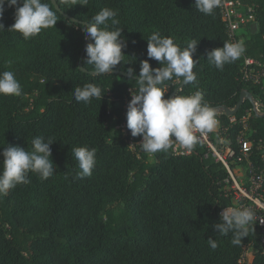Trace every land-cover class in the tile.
Instances as JSON below:
<instances>
[{"label":"trees","instance_id":"obj_1","mask_svg":"<svg viewBox=\"0 0 264 264\" xmlns=\"http://www.w3.org/2000/svg\"><path fill=\"white\" fill-rule=\"evenodd\" d=\"M54 1L70 18L52 0H44L57 10L58 20L28 40L7 30L14 22L13 7L6 3L0 18L5 26L0 31V72H13L22 86L20 96L0 95V150L11 144L30 151L36 136L54 140V174L41 180L30 172V183L0 197V264H243L244 249L251 251V264H264L255 225L240 245L231 243V232L224 236L214 230L220 209L230 200L222 189L225 170L204 157L202 145L187 155L171 149L150 155L140 145L129 148L117 128L126 121L125 95L137 90L134 78L119 72L126 74L131 67L138 74L145 59L153 68L161 66L147 56L146 39L153 32L172 38L182 49L198 41L193 54L198 85L165 81L166 98L200 90L210 106L234 107L240 91L247 89L264 114V85L242 80V57L223 70L207 60L209 51L230 42L219 7L205 15L194 0ZM248 2L255 6L256 20L240 32L243 55L264 64V0ZM103 8L118 12L120 24L109 22V30L121 27L127 45L124 62L111 75H96L86 63L87 38L81 28ZM80 59L85 71L78 66ZM87 83L105 91L100 101H75L72 90ZM251 106L245 99L233 115L240 118ZM217 118L222 127L228 123L224 113ZM249 123L257 150L256 142L264 141V115L254 114ZM238 129L229 131L232 139ZM81 146L96 149L92 175L82 179L72 154ZM209 238L217 242L215 250Z\"/></svg>","mask_w":264,"mask_h":264},{"label":"clouds","instance_id":"obj_2","mask_svg":"<svg viewBox=\"0 0 264 264\" xmlns=\"http://www.w3.org/2000/svg\"><path fill=\"white\" fill-rule=\"evenodd\" d=\"M13 7L14 22L7 30L18 32L25 40L38 35L43 29L52 28L57 22V10H53L44 0H0V18L3 16L5 4ZM52 3V2H51ZM64 3L87 5L88 0H64ZM221 0H194L198 11L205 15L213 14L220 6ZM118 12L110 8L101 9L91 23L81 25L85 37L91 42L85 46L86 63L91 65L96 75L110 74L121 62H124L122 49L126 41L121 27L109 30L110 25L120 24ZM5 26L0 22V31ZM147 40V56L161 65L150 66L147 59L140 61L138 74L127 68V78L136 82L137 90L131 94L126 109V127L133 137L140 136V146L147 154L167 152L173 145H178L185 152L191 153L200 143L201 137L215 131L220 124L216 109L204 99L200 90L191 95H173L165 97L167 88L165 81L174 78L182 84L198 85L193 68L198 60H193L197 49L196 40H191L185 48H181L172 38L153 32ZM242 41L225 42L222 47L213 48L207 53L208 62L218 70L226 64L237 61L245 53ZM45 83V81L43 82ZM76 102L88 104L93 98L101 100L105 91L92 83L73 90ZM22 86L11 71L0 72V95L20 96ZM54 140L43 136L32 139V149L7 144L0 150V197L6 196L10 189L18 184L31 181L28 174H37L41 180H47L54 174V163L51 159L50 145ZM72 154L78 162L79 178L90 177L96 164V149L86 146L75 147ZM67 178V177H66ZM219 221L213 225L221 235H232L231 243L240 245L248 236L256 220L255 212L248 207H224L219 214ZM210 247L215 250L218 244L208 239Z\"/></svg>","mask_w":264,"mask_h":264},{"label":"built area","instance_id":"obj_3","mask_svg":"<svg viewBox=\"0 0 264 264\" xmlns=\"http://www.w3.org/2000/svg\"><path fill=\"white\" fill-rule=\"evenodd\" d=\"M219 10L229 41H243L242 36H240L241 30L256 20L254 4L249 3L248 0H221ZM262 38L264 40V35ZM241 74L242 80L245 82L259 86L264 85V64L258 59L243 55ZM135 92V90L129 89L124 97L123 114L125 116L131 94ZM262 112L261 103L254 98L252 106L240 118L228 115L226 126L222 127L220 122L215 131L201 137L199 144L205 149L204 157L213 159L226 172L221 181L224 195L230 200V204L226 207H248L255 212L257 221L254 225L261 235L260 243L264 252V141L258 140L256 142L257 150H253L255 142L251 138V134L255 130L251 128L249 123L254 114ZM236 125H239L240 129L232 139L229 131L234 129ZM117 128L125 137L129 148L135 150L136 146L140 145L142 138L135 140V137L130 134V130L126 127V121L117 125ZM170 149L176 155L189 154L175 144ZM223 209L224 207L220 209L219 214ZM245 251L246 249H244L240 259L243 264Z\"/></svg>","mask_w":264,"mask_h":264},{"label":"water","instance_id":"obj_4","mask_svg":"<svg viewBox=\"0 0 264 264\" xmlns=\"http://www.w3.org/2000/svg\"><path fill=\"white\" fill-rule=\"evenodd\" d=\"M52 3L54 4L55 8L60 11L61 14H63L65 17L67 18H70L69 15H67L66 13L62 12L60 10V8L58 7V5L55 3L54 0H52ZM72 20H75V19H72ZM89 43V40L87 39L85 44H84V49H85V46L86 44ZM78 66L83 70L85 71V69L82 68L81 66V59L78 61ZM93 73V72H91ZM119 74L121 75H127L125 73H122V72H119ZM184 84H180V87H182ZM172 95H170V97H172ZM247 99L249 101H251L253 103L254 101V98L252 96V94L247 90V89H242L240 91V94H239V100L238 102L236 103V105L234 107H228V106H222V105H216V106H211L213 108L216 109V112H217V115H220V114H226V115H233L234 113L237 112V110L239 109L240 105L242 104V102ZM256 115H264V114H260V113H256Z\"/></svg>","mask_w":264,"mask_h":264},{"label":"rangeland","instance_id":"obj_5","mask_svg":"<svg viewBox=\"0 0 264 264\" xmlns=\"http://www.w3.org/2000/svg\"><path fill=\"white\" fill-rule=\"evenodd\" d=\"M251 30H254L255 29V26L253 25L251 28ZM168 89V88H167ZM168 91V90H167ZM244 259V264H249V262L251 261L252 259V254H251V251H249L248 249H246L245 251V255L243 257Z\"/></svg>","mask_w":264,"mask_h":264}]
</instances>
